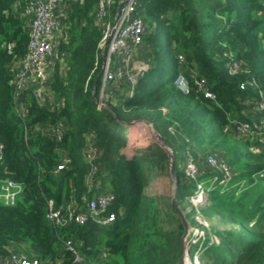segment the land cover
<instances>
[{"label":"trees","instance_id":"trees-1","mask_svg":"<svg viewBox=\"0 0 264 264\" xmlns=\"http://www.w3.org/2000/svg\"><path fill=\"white\" fill-rule=\"evenodd\" d=\"M26 2L0 0V190L6 179L23 187L13 204L0 201V255L37 256L42 264H181L183 223L170 201L146 194L151 173L168 169V152L155 141L132 156L125 152L129 138L121 121L145 118L172 149L179 205L190 203L196 188L181 169V153L191 151L202 165L211 151L233 170L225 187L215 183L211 204L201 212L239 230L220 233V244L203 257L213 264H264V140L228 130L234 120L252 122L248 101L259 91L264 95V0H140L151 28L146 43L154 46L149 67L132 95L118 101L114 94L102 109L98 0H69L67 39L51 84L62 104L42 105L28 90V112L21 116L10 66L28 48L30 28L20 15ZM234 63L238 72L230 69ZM181 74L189 78V92L176 82ZM196 78H206L214 99ZM250 78L258 90L247 85ZM49 126L60 128L61 138L48 133ZM91 134L100 154L90 186ZM251 146L262 150L255 153ZM65 157L69 162L57 171ZM205 166L200 179L209 185L219 172ZM104 189L113 194L112 223L89 219L63 226L48 217L49 203L63 214L70 204L83 210ZM170 209L178 224L166 229L163 217H175ZM184 212L190 224L198 223Z\"/></svg>","mask_w":264,"mask_h":264},{"label":"built area","instance_id":"built-area-1","mask_svg":"<svg viewBox=\"0 0 264 264\" xmlns=\"http://www.w3.org/2000/svg\"><path fill=\"white\" fill-rule=\"evenodd\" d=\"M69 4V0H27L24 8L20 10V15L29 25L30 39L25 55L12 62L10 70L14 75L16 100L21 116L27 115L28 112L26 106L28 90L32 91L42 105H52V97L55 95L49 78L55 73V59L58 58L60 45L67 39L65 23L70 12ZM17 7L19 9L20 5L17 4ZM96 17L102 31V38L98 44L102 58V85L100 99L97 102L98 108L102 109L106 108L107 100L115 94L118 84L128 82L131 87L129 95L133 94L137 77L146 69V66L136 62L140 58L143 46H147L146 38L151 28L140 6V0H98ZM179 58L182 61L185 59L183 54H180ZM230 69L232 72H238L241 68L239 64L234 63ZM196 80L199 89L207 97L213 99L216 97V94L210 90L206 78H196ZM176 82L185 92H189V85L185 81L184 74H181ZM247 85L255 90L259 88L254 78H250ZM242 88H245V83ZM259 93V97H256L254 101H248L249 111L253 109L258 116L252 122L234 120L233 125L239 135L256 136L264 140V95L262 91ZM47 131L58 138L62 136V130L55 126H49ZM99 154L100 150L91 134L86 148V158L91 163L88 176L90 186L92 185L91 179L99 170V166L95 164V159ZM68 162V157H65L56 170H62ZM203 164L219 172V175H214L210 179L211 184L209 185L200 179ZM202 165L191 151L186 152V161L181 165V169L187 179L194 180L196 183L193 194L188 196L189 202L193 205L207 204L210 201V191L215 183L218 182V185L225 187L234 175L232 168L224 158L214 153L205 156ZM22 191L21 183L6 179L1 186L0 201L13 204ZM112 200L111 191L104 189L90 198L83 210H77L73 205H68L67 214H63L62 210H55L52 203H49L48 217L63 226L72 222L84 224L89 219L100 225H108L116 218L114 212L108 211ZM197 229H194L196 235ZM196 242L195 238L187 240L188 245ZM70 247L73 249L72 246ZM195 258L194 264H201L197 257ZM76 260L81 261L82 259L77 255ZM0 264H42V262L37 256L20 257L11 254L0 255Z\"/></svg>","mask_w":264,"mask_h":264},{"label":"rangeland","instance_id":"rangeland-1","mask_svg":"<svg viewBox=\"0 0 264 264\" xmlns=\"http://www.w3.org/2000/svg\"><path fill=\"white\" fill-rule=\"evenodd\" d=\"M24 19V18H23ZM151 30V29H150ZM154 46L151 43H147L146 49L144 48V51L146 53L147 59H149L150 54L153 52ZM138 57V56H137ZM58 59V58H57ZM140 63H144V66H147L146 63L148 62H143L142 60H139ZM143 65V64H142ZM64 66V65H63ZM65 67V66H64ZM193 72V73H192ZM195 70L191 71L192 76L195 74ZM185 81L187 82L188 85H190L189 78L184 75ZM138 80V77H137ZM123 88H126V85H122ZM116 99L117 95L115 96ZM254 118L258 116V113H252ZM132 119V118H131ZM137 119H145V118H136ZM135 120V119H133ZM147 120V119H146ZM138 127H136V126ZM126 128V134L128 138L130 139L131 143V148L127 149L125 148L126 154H130V152L135 153L138 150L143 149L145 146H147L149 143L152 141L157 142L154 138H152L150 131H152L150 126L145 123L144 121H139L136 124H134L135 127H130L128 125H125ZM153 126V125H152ZM150 131H149V129ZM154 128V127H153ZM155 129V128H154ZM228 130L232 131L234 135H238L236 132V127L234 125H229ZM155 133L162 139L161 135L159 132L155 129ZM239 136V135H238ZM242 135H240L241 137ZM163 140V139H162ZM158 143V142H157ZM252 151L255 153L260 152L262 150V146H251ZM203 149V148H202ZM172 151V149H171ZM173 153V152H172ZM208 153H211L209 151ZM204 155L207 156L209 154ZM221 155H224L223 152H221ZM183 153L180 154V159L179 162L185 163L186 161V156H183ZM201 163H203L201 161ZM170 162L168 165V169L166 170H155L151 173L149 177V182L146 188V194L148 196H153V197H158L161 198L165 202H169L172 196V191H173V178L170 174ZM211 204L210 201H208L207 204L204 205H193L192 203L184 202L180 206L181 208L185 211L187 210L188 212H192L191 218H195V220H198V223L190 224V229L189 233L186 237L185 240V248L184 252L181 251V264H194L195 257L199 260L201 264H213L212 260L209 259L207 256L203 257L205 251L208 249L209 246H215L220 244L221 242V236L220 233H222L225 230H230V229H236L239 230L238 224H233V223H222L219 220L218 215H213L212 217H206L203 215L201 212L205 207H208ZM184 206V207H183ZM194 211V212H193ZM170 212L173 214L174 219L171 221H168V218L166 216L163 217V222L164 226L166 229H171L173 227L177 226V221L175 220L176 215L174 211L170 209ZM190 222V221H189ZM193 227V228H191ZM197 229V235L194 234V229ZM192 229V230H191ZM191 232V234H190ZM203 232V233H202ZM190 238L197 239V242L194 243L193 245H188L187 240Z\"/></svg>","mask_w":264,"mask_h":264},{"label":"water","instance_id":"water-1","mask_svg":"<svg viewBox=\"0 0 264 264\" xmlns=\"http://www.w3.org/2000/svg\"><path fill=\"white\" fill-rule=\"evenodd\" d=\"M139 121H144L145 123H147L148 125H150V127L152 128V138H154L167 152H168V156H169V162H170V174L173 178V191H172V196H171V199H170V202L172 204V206L175 208L176 212L178 213L182 223H183V226H184V233L181 237V242H180V247H181V251L184 252V248H185V240H186V237L189 233V229H190V222L189 220L187 219L186 215H185V212L184 210L181 208V206L178 204V201H177V196H176V176H175V172H174V166H173V162H174V158H173V153L171 151V148L166 144V142L164 140H162L156 133H155V129L153 128L152 126V123L146 119H135V120H132V121H129V122H126V121H121L122 124L124 125H128L130 127H132L133 124H135L136 122H139ZM127 149L131 148V143H130V139H129V143L126 147ZM129 155H133V152H130Z\"/></svg>","mask_w":264,"mask_h":264},{"label":"crops","instance_id":"crops-1","mask_svg":"<svg viewBox=\"0 0 264 264\" xmlns=\"http://www.w3.org/2000/svg\"><path fill=\"white\" fill-rule=\"evenodd\" d=\"M144 48L146 49V46L144 47L143 46V48H142V50H141V53H140V58H139V60H142L143 62H148V63H146V69L149 67V64H150V59H147V57L145 56L146 55V53H145V51H144ZM137 61L136 63L137 64H139V65H141V64H143L144 65V63H140V61ZM62 62H61V65H60V73L61 74H63V72L65 71V68H66V66H65V63H64V61L63 60H61ZM65 67H64V66ZM55 77H54V74H51L50 75V78H49V83L50 84H53L54 83V81H55V79H54ZM126 85V88H123V86L122 85ZM130 84L128 83V82H124V83H122V84H118L117 86H116V90H115V95H117L118 96V94H119V98L117 99L118 101H122V99L126 96V95H129V92H130ZM52 99H53V101H52V104H55V105H61L62 104V101L61 100H59V99H57L56 97L54 98V97H52ZM250 113H256V111H254L253 109L250 111ZM253 115V114H252ZM132 121V120H131Z\"/></svg>","mask_w":264,"mask_h":264},{"label":"bare ground","instance_id":"bare-ground-1","mask_svg":"<svg viewBox=\"0 0 264 264\" xmlns=\"http://www.w3.org/2000/svg\"><path fill=\"white\" fill-rule=\"evenodd\" d=\"M136 123H137V122H136ZM136 123H135V124H136ZM135 126H136V125H135ZM135 126H134V124L132 125V127H135ZM149 126H150V125H149ZM136 127H138V126H136ZM150 128H151V127H150ZM148 129H149V128H148ZM151 130H152V129H151ZM149 131H150V129H149ZM150 134L152 135V131H150ZM194 262H195V261H194ZM198 264H199V263H198Z\"/></svg>","mask_w":264,"mask_h":264}]
</instances>
